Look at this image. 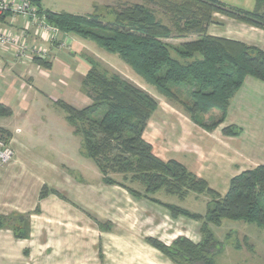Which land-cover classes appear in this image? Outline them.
<instances>
[{"label": "crops", "instance_id": "1", "mask_svg": "<svg viewBox=\"0 0 264 264\" xmlns=\"http://www.w3.org/2000/svg\"><path fill=\"white\" fill-rule=\"evenodd\" d=\"M218 1L247 12H253L257 3V0ZM103 5L102 0H71L68 10L43 8L54 13L88 16ZM111 19L110 15L105 18ZM0 29L19 35L30 48L43 45L48 50L45 59L50 63V68L40 67L30 54L18 59L15 48L0 51V104L12 111L11 116L0 117V129L8 133L14 150L13 159L0 166V217L9 221L0 227V264H175L147 239L155 238L170 245L179 237H186L199 244L200 223H186L183 216L173 217L168 209L147 198H136L121 185L102 181L90 198L75 189L79 185L63 172V164L36 149H47L45 140L59 128L74 133L66 114L51 110L49 105L62 101L83 109L92 103L82 91V82L91 69L86 56L88 51L102 50L74 35L59 33L48 40L38 34L31 21L14 19L10 13L0 15ZM207 33L264 51V30L241 22L215 21ZM113 61L120 66V72H125L158 102L143 138L159 159L181 163L221 196L227 194L235 176L264 165V156L249 154L262 126L264 82L246 78L230 101L225 121L208 131L191 121L183 110L161 99L156 91L148 90L145 86L148 83L127 64L116 58ZM129 72L137 78L129 76ZM220 117L217 109L206 115L210 122ZM229 126L241 128V134L226 136L223 130ZM37 132L42 133L41 139ZM45 187L55 193L41 198ZM105 187H110L108 192ZM258 229V226L238 227L234 233L239 240L227 237V241L231 243L229 249L241 256L220 260L225 253L222 246L216 264H264V240L260 239ZM25 232L26 237L18 235Z\"/></svg>", "mask_w": 264, "mask_h": 264}, {"label": "trees", "instance_id": "2", "mask_svg": "<svg viewBox=\"0 0 264 264\" xmlns=\"http://www.w3.org/2000/svg\"><path fill=\"white\" fill-rule=\"evenodd\" d=\"M27 1L60 33L92 42L101 50L118 56L170 103L183 107L191 121L208 131L225 121L230 101L246 78L264 82V51L207 33L208 27L215 22L214 13L264 30V0H257L253 12L230 7L218 0H141L108 9L111 20H105L106 17L97 11L88 16L54 13L44 10L43 0ZM151 5L160 8L163 15L169 17L170 24L159 19ZM190 37L194 39L177 46L168 42ZM86 59L91 69L82 82V91L92 103L78 109L57 102L74 134L82 138V153L95 162L107 185L126 187L136 198H147L168 209L173 217L183 216L201 222L199 244L179 237L167 246L149 238L147 242L151 246L175 264H216L222 244L212 226L220 227L224 220H230L264 230V165L235 176L227 194L221 196L181 163L159 159L145 141L143 134L158 108L157 100L118 74L102 73L91 57L86 56ZM34 62L50 68L45 58L36 57ZM182 94L186 100L180 97ZM214 109L221 112V117L206 124L204 117ZM11 115L12 111L0 104V117ZM241 132L236 126L223 130L226 136L233 137ZM0 138L9 143V135L3 129H0ZM113 175H124V180L140 183L147 194L165 191L180 199L189 193L207 194L210 201L206 213L204 216L192 214L161 203L117 182ZM51 192L55 193L45 187L40 197ZM8 222L0 217V227ZM27 234L18 235L26 237Z\"/></svg>", "mask_w": 264, "mask_h": 264}, {"label": "rangeland", "instance_id": "3", "mask_svg": "<svg viewBox=\"0 0 264 264\" xmlns=\"http://www.w3.org/2000/svg\"><path fill=\"white\" fill-rule=\"evenodd\" d=\"M70 2H71V0H44L42 2V5L44 7H54L56 9L68 10V3H70ZM102 2L104 3V5L99 8L98 12L101 13L105 17H109V10H108L107 6L118 9L121 5L140 3L142 1L141 0H102ZM150 7L156 11L157 17L159 19H161L166 24H170L169 17L167 15L164 16L162 13V10L160 8H158L155 5H151ZM223 19H231V20H234L236 22H239L233 18H230V17L222 14V13H214V21L217 22V21L223 20ZM255 28H257V27H255ZM258 29H260V28H258ZM193 39H194V37H190L189 39H183L181 41L174 39V40H170L169 42L173 46H177L178 44H180V42H182V43L187 42V41L189 42ZM87 56L91 57L92 59L95 60V62L98 64V67L102 73L118 74V75L122 76L125 80L132 82L127 77V75L124 74L125 72L122 73L119 71L120 66L116 65V63L113 61V58L114 59L116 58V59L120 60L122 62V64H126L118 56L113 55V54H109V53L105 52L104 50H102L101 53L94 52V50L88 51ZM135 75L138 76L140 79L144 80L137 73ZM135 75L132 73L129 74V76L136 79L137 77H135ZM132 83H134V82H132ZM145 86L148 90L156 91L158 93V96L161 99H166L168 101V99L165 96H163L152 85L148 84ZM180 97L183 98L184 100H186L185 95L182 94ZM172 105H174L178 109L184 111L183 107L178 106L176 104H172ZM49 106H50L51 110H55L58 113L65 115V112H63V110L57 104L51 103ZM184 113H185V111H184ZM262 119H263L262 120V126L260 128L259 134L255 138V141L253 139V143L251 144V149L249 150V154L251 156H264V155H262V153L264 154V112H263V118ZM210 120L211 119L208 120L206 118V116L204 117V122L206 124H211L213 122V121L210 122ZM37 137H38V139H41L40 137H42V133L37 132ZM42 139H44V138H42ZM45 141H46L45 143L47 144V147L50 148L51 150H48V148L47 149L43 148L44 150L38 149V148H36V149L38 151H40L41 153L48 155V158H51L52 160L57 161L59 164H63V166H61L63 169V172L65 174H67L69 177H71L74 180V183L79 185L75 189L77 191H80V192L86 194L87 196H90V198L93 197L94 194H96V192L99 190V188L101 186L100 184L102 183V181L104 182V180H103V176L100 173L95 162L93 160L87 158L82 153L83 152L82 138L80 136L75 135L73 132H69V131L65 132L64 130H61L59 128L58 132H53V134L48 135V137ZM252 149L256 154L254 152H252ZM112 178L114 180H116L117 182H120V183L126 185L127 187L132 188V189L140 192L141 194H144V195L147 194L145 189L143 188V186L140 183H138V182L132 183L130 179L124 180V175H113ZM127 178H131V175H127ZM109 189H110V187H105L104 191L108 192ZM147 195L149 197L155 199V200L160 201L161 203L174 205V206H177V207L182 208L184 210H187L192 214H198V215H202V216L205 215L206 210H207V204L210 201V197L207 194L199 195L196 193H189L184 199H180L177 196H171V195L165 193V191H159L157 193H152V194H147ZM185 220H186V223L190 222L192 224L195 221L192 219L189 220V218H187V217H185ZM195 222H198V221H195ZM198 223H200V225H201V222H198ZM240 226H246L247 228H257L256 225L246 224V223L240 222V221H230V220H224L220 227L216 228V227L212 226V229L216 235V238L221 243H223L222 246L225 248V253L223 254V256L221 257L220 260H226L229 257L235 259L236 257L241 256V254L237 253L234 249H229L231 247V243H229L227 241V239H228L227 237L231 238V241H235L236 239L239 240L238 239L239 237H237L234 232ZM258 230H259L258 232L261 236L260 239L264 240V230L262 228H259ZM229 233H231V234L229 236H227ZM232 233L234 234V236ZM160 242L163 243V241H160ZM172 244L167 245V246H171Z\"/></svg>", "mask_w": 264, "mask_h": 264}, {"label": "built area", "instance_id": "4", "mask_svg": "<svg viewBox=\"0 0 264 264\" xmlns=\"http://www.w3.org/2000/svg\"><path fill=\"white\" fill-rule=\"evenodd\" d=\"M10 13L12 18L21 17L31 21L36 25L38 34L41 37L52 40L59 30L47 23L44 17H41L38 10L27 0H0V15ZM65 45V43H64ZM15 48V56L19 59L26 58L29 54L34 57L46 58L48 50L43 45L29 47L25 41H22L19 35L5 33L0 29V51L5 48ZM14 157V150L10 143L0 138V166L7 165Z\"/></svg>", "mask_w": 264, "mask_h": 264}]
</instances>
